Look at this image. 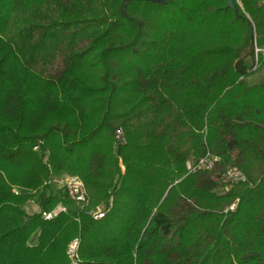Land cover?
<instances>
[{"label": "trees", "instance_id": "16d2710c", "mask_svg": "<svg viewBox=\"0 0 264 264\" xmlns=\"http://www.w3.org/2000/svg\"><path fill=\"white\" fill-rule=\"evenodd\" d=\"M122 1L0 0V264H264V0Z\"/></svg>", "mask_w": 264, "mask_h": 264}, {"label": "built area", "instance_id": "2783aa9c", "mask_svg": "<svg viewBox=\"0 0 264 264\" xmlns=\"http://www.w3.org/2000/svg\"><path fill=\"white\" fill-rule=\"evenodd\" d=\"M115 139L123 144L125 142L123 132L120 129L115 131ZM219 158L215 155H207L201 159H199L196 163L191 164L187 162V168L189 171H195L197 169H211L213 164L218 161ZM221 181L225 185H232L237 183L246 182L247 178L245 174L235 166L228 167L221 174ZM53 182L59 187L63 188L67 195L73 199L78 204L87 203L86 191L82 180L76 175H64L60 178L53 179ZM234 204L230 206L232 209ZM64 207L58 204L53 210L48 212H42V215L45 219H50L60 211H63ZM105 211L102 206H98L96 210L92 211L91 214L95 219L101 218L104 215ZM78 239H73L67 247V254L71 260L70 264H75V260L77 259V250Z\"/></svg>", "mask_w": 264, "mask_h": 264}, {"label": "rangeland", "instance_id": "374dc122", "mask_svg": "<svg viewBox=\"0 0 264 264\" xmlns=\"http://www.w3.org/2000/svg\"><path fill=\"white\" fill-rule=\"evenodd\" d=\"M261 60L258 63L257 69L254 71L252 76L248 79L251 83L258 82V81H263L264 80V51L262 52ZM61 188V187H60ZM63 190V188H62ZM34 203H30V205L27 207L28 210L32 211L33 207L32 206ZM35 205V204H34Z\"/></svg>", "mask_w": 264, "mask_h": 264}, {"label": "water", "instance_id": "95a60500", "mask_svg": "<svg viewBox=\"0 0 264 264\" xmlns=\"http://www.w3.org/2000/svg\"><path fill=\"white\" fill-rule=\"evenodd\" d=\"M128 1L129 0H123L122 1V5H121V12L122 13H124V8H125V5ZM144 1H150V2H155V3H159V4H165V3H168L170 0H144ZM226 3H227V7L233 11L234 15L239 16L238 8H237L235 0H226Z\"/></svg>", "mask_w": 264, "mask_h": 264}, {"label": "crops", "instance_id": "0c3cea01", "mask_svg": "<svg viewBox=\"0 0 264 264\" xmlns=\"http://www.w3.org/2000/svg\"><path fill=\"white\" fill-rule=\"evenodd\" d=\"M30 203H32V202H30ZM30 203H28L27 207L30 205ZM32 206H34L33 209H32V211L28 210V208H27V211H29V212H35V211H38L39 210V208H38V206L36 204L35 205L33 204Z\"/></svg>", "mask_w": 264, "mask_h": 264}]
</instances>
